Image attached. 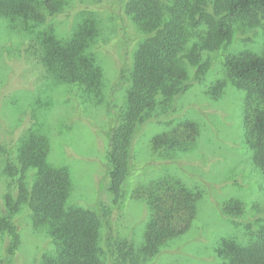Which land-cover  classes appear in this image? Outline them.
<instances>
[{
	"label": "trees",
	"instance_id": "trees-1",
	"mask_svg": "<svg viewBox=\"0 0 264 264\" xmlns=\"http://www.w3.org/2000/svg\"><path fill=\"white\" fill-rule=\"evenodd\" d=\"M106 11L121 17L120 32L129 29L134 45L124 56L104 38L100 14ZM58 19L68 20L64 30L57 28ZM263 20L264 0H0V49L16 45V59L40 74L41 93L63 89L76 112L97 113L108 122L104 196L93 207L78 203L70 169L50 162L43 116L50 94L35 95L22 110L9 144L0 137L3 169L10 179L0 209V240L6 242L0 264H11L18 251L16 217L21 213L43 240L35 264L151 263L169 241L189 231L202 190L164 168L180 162L186 143L201 133L195 122L174 123L177 102L205 79L237 21ZM101 53L116 57L113 82L106 77ZM222 57L243 93L251 153L246 166L263 182L261 197L218 202L221 214L245 219L233 222L243 226L241 237L220 236L213 249L219 264H264V55L246 51ZM222 86L214 87L215 95L220 96ZM161 120L168 127L153 136L150 153L137 158L138 138L150 122ZM142 173L146 179H140ZM136 199L148 211L138 244L119 232V220ZM109 210L114 216L107 219Z\"/></svg>",
	"mask_w": 264,
	"mask_h": 264
},
{
	"label": "rangeland",
	"instance_id": "rangeland-1",
	"mask_svg": "<svg viewBox=\"0 0 264 264\" xmlns=\"http://www.w3.org/2000/svg\"><path fill=\"white\" fill-rule=\"evenodd\" d=\"M100 17L103 20L104 38L109 41L113 50L116 49L124 56L134 45L131 44L133 40L128 34L129 29L127 32L119 31L121 17L117 14L106 11L101 13ZM55 23L60 30L68 26L66 19H58ZM246 51L264 55V20L252 24L237 21L233 25L230 41L216 53L219 58L214 60V66L205 79L190 86L177 102L175 111L177 113L174 116L177 118L174 123L195 122L201 134L195 140L186 143L188 151L182 152L180 162L169 168L164 166V170L176 174L189 186L202 190L203 197L192 228L182 236L169 241L161 255L146 264H219L213 249L217 239L228 234L241 237L243 226L233 222H240L245 219V215L233 220V217L221 214L218 202L231 198L252 200L262 196L258 189L259 184L263 182L262 178L252 166L250 168L246 166L251 153L246 140L243 93L236 88L222 62L223 55ZM15 55L16 45L9 50H4L2 45L0 49V98L4 95L0 101L2 142L7 145L15 138L17 135L15 127L19 123V117L32 98L37 94L43 96L50 94L51 105L43 114L51 140L50 162L70 169L78 203L93 207L104 196L105 182L102 176L107 147L104 133L108 123L106 118L97 113L83 115L76 112L74 102L68 99L63 89L41 93L39 91L41 76L37 69L17 60ZM100 59L107 79L113 82L117 74L116 57L101 53ZM220 84L223 86L218 96L213 91L214 87ZM13 102L19 106V111L16 110L17 107H13ZM79 116L87 117L89 120H81ZM167 120L152 121L147 125L145 132L138 138L137 158H144L150 153L153 136L168 127L164 124ZM3 168L0 156V209L4 204V195L9 188L10 180ZM152 174L150 176H154ZM139 176L140 179L147 178L143 173ZM107 212V219L114 216V211ZM147 217L146 206L141 200L136 199L119 220L121 236L132 237L137 244L140 243ZM16 220L20 228L21 241L11 264H35L43 240L33 231L25 213L18 215ZM5 246L6 242L2 238L0 258L4 256Z\"/></svg>",
	"mask_w": 264,
	"mask_h": 264
}]
</instances>
